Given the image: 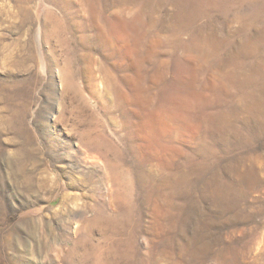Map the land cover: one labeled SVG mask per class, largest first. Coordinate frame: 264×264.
Returning <instances> with one entry per match:
<instances>
[{"label":"rangeland","instance_id":"1","mask_svg":"<svg viewBox=\"0 0 264 264\" xmlns=\"http://www.w3.org/2000/svg\"><path fill=\"white\" fill-rule=\"evenodd\" d=\"M0 264H264V0H0Z\"/></svg>","mask_w":264,"mask_h":264}]
</instances>
